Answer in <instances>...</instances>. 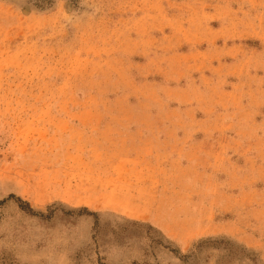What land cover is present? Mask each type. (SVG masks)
Instances as JSON below:
<instances>
[{
  "label": "rangeland",
  "instance_id": "rangeland-1",
  "mask_svg": "<svg viewBox=\"0 0 264 264\" xmlns=\"http://www.w3.org/2000/svg\"><path fill=\"white\" fill-rule=\"evenodd\" d=\"M0 264H264V0H0Z\"/></svg>",
  "mask_w": 264,
  "mask_h": 264
}]
</instances>
